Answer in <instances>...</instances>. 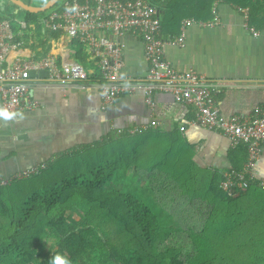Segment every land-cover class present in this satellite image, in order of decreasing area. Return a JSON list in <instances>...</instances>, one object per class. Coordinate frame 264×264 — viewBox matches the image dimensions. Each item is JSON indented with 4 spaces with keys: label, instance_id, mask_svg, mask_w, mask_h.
<instances>
[{
    "label": "trees",
    "instance_id": "obj_1",
    "mask_svg": "<svg viewBox=\"0 0 264 264\" xmlns=\"http://www.w3.org/2000/svg\"><path fill=\"white\" fill-rule=\"evenodd\" d=\"M215 1L248 7L250 25L264 29V0H150L162 33L172 34L184 17H211ZM49 10L2 0L0 19L14 33L17 18L33 23L39 37L37 20ZM71 43L91 69L84 44ZM125 129L0 187V264H49L55 252L72 264H264V191L224 192L219 173L196 166L179 130ZM238 148L245 157L246 146Z\"/></svg>",
    "mask_w": 264,
    "mask_h": 264
},
{
    "label": "crops",
    "instance_id": "obj_2",
    "mask_svg": "<svg viewBox=\"0 0 264 264\" xmlns=\"http://www.w3.org/2000/svg\"><path fill=\"white\" fill-rule=\"evenodd\" d=\"M243 9H247V18ZM211 13V17L204 20L182 18L173 34L160 30L163 38L182 36L181 43L163 47V57L172 68L194 70L207 84L219 89L215 100L222 116L250 117L264 107V29L250 25L248 7L215 1ZM186 19L193 22L183 25ZM209 21H214V26L210 27ZM32 32L31 37L24 36L23 42L36 57L60 51L76 59V50L67 36L54 37L41 31L39 37L46 38L49 46L43 51L36 30ZM121 40L123 71L134 78L143 77L147 63L140 39L125 35ZM31 77L29 92L38 103L35 109L5 117L0 102V177L101 141L114 130L149 124L164 132L179 130L192 147L193 160L201 169L215 170L221 176L230 169L239 170L244 166L247 154L241 155L239 146L232 148L222 133L193 124L194 107L176 102L168 93L156 91L151 107L145 103L142 91L137 90L118 96L112 104L102 108L98 71L94 67L85 84L51 81L45 70L33 71ZM253 172L264 177V148Z\"/></svg>",
    "mask_w": 264,
    "mask_h": 264
},
{
    "label": "built area",
    "instance_id": "obj_3",
    "mask_svg": "<svg viewBox=\"0 0 264 264\" xmlns=\"http://www.w3.org/2000/svg\"><path fill=\"white\" fill-rule=\"evenodd\" d=\"M243 12L247 18V9ZM190 22L193 20L186 19L183 25ZM18 23L20 30L14 33L9 21L0 19V102L5 113L16 116L38 106L29 92L33 71L45 70L51 81L62 84L69 81L85 84L94 67L98 71L97 86L102 108L112 104L118 96L137 90L142 91L144 101L150 107L156 91L170 94L176 102L194 107L193 124L222 133L232 148L246 146L244 166L223 173L220 188L227 194L245 191L250 185L264 191V177L253 172L264 148V107L250 117L222 116L215 100L219 89L207 84L196 71L176 70L164 59L163 47L173 42L181 43L182 36L161 37L158 11L149 0H63L59 8L49 10L37 20L42 32L65 35L70 42L75 39L84 44L87 60L92 63L90 70L60 51H49L36 57L23 42L24 36L33 35L35 24L24 20ZM207 23L214 26V21ZM26 28L28 30L24 32ZM125 35L141 41L147 63L141 78L123 71L124 44L121 39ZM149 126L135 125L126 127L125 131L132 134ZM121 131L123 129H117L118 133ZM42 167L44 164L0 177V187L13 179L37 174Z\"/></svg>",
    "mask_w": 264,
    "mask_h": 264
},
{
    "label": "water",
    "instance_id": "obj_4",
    "mask_svg": "<svg viewBox=\"0 0 264 264\" xmlns=\"http://www.w3.org/2000/svg\"><path fill=\"white\" fill-rule=\"evenodd\" d=\"M12 3L17 5V7L29 11V12H44L49 10L51 7H53L58 0H47L43 5L41 6H33V5H28L24 3L22 0H10ZM2 3V0L0 1V4Z\"/></svg>",
    "mask_w": 264,
    "mask_h": 264
},
{
    "label": "clouds",
    "instance_id": "obj_5",
    "mask_svg": "<svg viewBox=\"0 0 264 264\" xmlns=\"http://www.w3.org/2000/svg\"><path fill=\"white\" fill-rule=\"evenodd\" d=\"M7 117V113L3 114ZM49 264H72L71 260L66 255H63L60 252H55L49 259Z\"/></svg>",
    "mask_w": 264,
    "mask_h": 264
},
{
    "label": "rangeland",
    "instance_id": "obj_6",
    "mask_svg": "<svg viewBox=\"0 0 264 264\" xmlns=\"http://www.w3.org/2000/svg\"><path fill=\"white\" fill-rule=\"evenodd\" d=\"M25 1H27V2H31L32 4H37V3L40 2L39 0H25ZM42 1H43V0H42ZM7 4L10 5V3H7ZM9 5H8V6H9Z\"/></svg>",
    "mask_w": 264,
    "mask_h": 264
}]
</instances>
